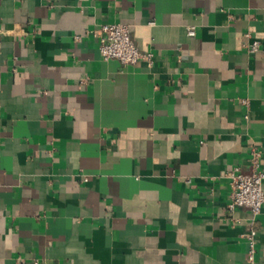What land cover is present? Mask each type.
Instances as JSON below:
<instances>
[{
  "label": "crops",
  "instance_id": "obj_1",
  "mask_svg": "<svg viewBox=\"0 0 264 264\" xmlns=\"http://www.w3.org/2000/svg\"><path fill=\"white\" fill-rule=\"evenodd\" d=\"M115 23L150 62L102 59ZM254 151L264 0H0V264H249L253 227L264 264Z\"/></svg>",
  "mask_w": 264,
  "mask_h": 264
},
{
  "label": "built area",
  "instance_id": "obj_2",
  "mask_svg": "<svg viewBox=\"0 0 264 264\" xmlns=\"http://www.w3.org/2000/svg\"><path fill=\"white\" fill-rule=\"evenodd\" d=\"M189 35H195V30L190 29ZM96 36L99 40V51L104 61L116 60L122 65H136L141 60L151 61L152 54L145 53L136 45L131 28L122 23L106 24L101 26ZM260 49V42L255 40L249 47L250 53H256ZM249 106V101H243ZM248 118V117H247ZM261 155L258 151L252 153L253 172L245 174L240 168H234L228 173L231 181V194L228 211L231 214L237 209H247L250 212L252 223L262 212L264 207V171L260 164ZM236 221V220H235ZM257 230L253 227L243 235L247 241V261L256 263ZM34 264H39L35 261Z\"/></svg>",
  "mask_w": 264,
  "mask_h": 264
}]
</instances>
